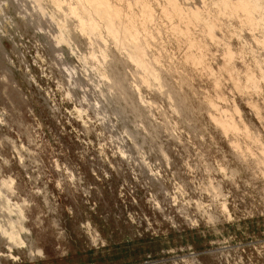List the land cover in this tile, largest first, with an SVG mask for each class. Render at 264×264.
I'll use <instances>...</instances> for the list:
<instances>
[{
    "label": "rangeland",
    "instance_id": "374dc122",
    "mask_svg": "<svg viewBox=\"0 0 264 264\" xmlns=\"http://www.w3.org/2000/svg\"><path fill=\"white\" fill-rule=\"evenodd\" d=\"M157 4L162 84L128 75L137 108L98 70V49L124 57L109 36L89 40L51 0H0V228H25L22 246L0 231V264H264V29L192 25L193 65Z\"/></svg>",
    "mask_w": 264,
    "mask_h": 264
},
{
    "label": "bare ground",
    "instance_id": "6f19581e",
    "mask_svg": "<svg viewBox=\"0 0 264 264\" xmlns=\"http://www.w3.org/2000/svg\"><path fill=\"white\" fill-rule=\"evenodd\" d=\"M158 1L160 0H69L64 7V5L62 6L63 3H61V0H51L53 5H56L57 8L62 9L64 7L65 10H67V16H73L76 19L80 31L83 34H86L89 40L102 38L104 34L113 40V42H110L114 43L118 53L124 55V57L119 58L120 56L118 55L119 57H117V54H110L111 52H109V50L106 48L101 51L98 49L100 56L99 54L96 56H99L100 59L98 58V61L102 63L101 65L98 62V64L101 65L100 68L98 67V70H100L99 72H101L102 78L105 77L109 79V82L111 81L109 88H113L116 93L118 92L116 96L119 94L126 101L129 98V103H131V105H136V107L142 102L145 103V100L141 97L142 95L137 93V95H139L138 101L135 100L134 102V97H131L133 96V92L130 88L131 86L125 83L128 75L137 78L138 81L143 84H150L152 81L154 82V80L155 82L160 81V85L162 84V73L161 70L158 69L159 67L157 68L159 57L156 55V53L154 55L151 54L152 52H150L151 40L161 31V24H159L158 21L159 14H155V4H157ZM162 1V3L159 2L158 4L163 17L171 22L170 26L173 32L184 35L183 37H185V41H187L188 44L185 60L187 62L193 63V65L200 64L203 61L205 56V43L203 44L201 40L198 39L196 41V39H193L190 36V27L192 25H201L205 30L206 35L214 36L213 31L215 30V27L218 26V16L226 14L231 17L239 15L241 17V25L247 24L249 25L250 29H253V27H260L264 29V0H213L212 3L215 5L213 7H216V10H214V15L211 13L212 16L209 15L208 10H206V6L205 9H202L203 7L201 5V10L199 6H188V4L184 6V3L180 4L178 0ZM62 12L64 11L62 10ZM175 19L176 21L178 20L180 24L182 22V26L179 25V22L177 21V23ZM60 24L58 25L60 32L58 39L60 37L62 41L64 40V42H69L70 33L66 34V32L69 30L67 21L61 25ZM201 39L203 40V38ZM93 41L95 42V40ZM93 50L96 51V49ZM227 54L228 56H232V52L229 50H227ZM117 62H119L118 64L123 65L129 62L128 64H132L134 68H131L130 70L127 69L130 71V74L128 71L126 72V70L119 72V69L115 70L117 67H114L115 69L111 67ZM105 64L108 65V69L104 66ZM135 84L137 85V83ZM81 110L82 109L79 111ZM218 122L222 127H224L223 129H237L233 119L227 115H225L224 118H219ZM246 134L248 136L251 135L248 131H246ZM262 149V157L264 158V148ZM1 184L11 188L12 179H2ZM7 203L10 206V200H7ZM18 216L23 218V211H18ZM208 216L209 218L214 217L210 213ZM17 222L18 221L10 218L9 226L7 228H0V231L2 235L6 237L8 243L12 244L13 246H22L23 240L20 236V229L25 230V228L21 222L19 224L20 229L17 228ZM11 247L12 246L9 248Z\"/></svg>",
    "mask_w": 264,
    "mask_h": 264
}]
</instances>
